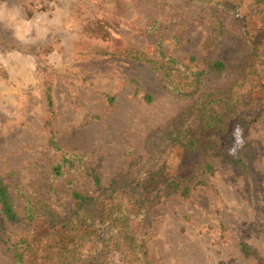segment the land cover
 <instances>
[{"label":"rangeland","instance_id":"374dc122","mask_svg":"<svg viewBox=\"0 0 264 264\" xmlns=\"http://www.w3.org/2000/svg\"><path fill=\"white\" fill-rule=\"evenodd\" d=\"M185 1H0V71L6 75L0 74L3 181L36 188L55 157L45 149V80L51 81L61 146L91 154L105 180L127 165L129 151L143 150L148 132L164 127L188 107L192 101L166 93L163 79L147 66L97 57L106 45L82 36L80 27L84 19H104L112 24L114 37L131 47L152 55L158 48L183 63L194 59L200 64L207 55V32L198 23L182 27L174 7ZM222 16L228 32L237 33L231 16ZM235 52V44L227 42L214 55L226 64L224 81L233 78ZM222 110H243L245 120L253 124L242 130L237 121L230 123L231 145L212 179V193L196 194L192 204L169 200L145 220L154 234V255L164 264H264V82L241 101L207 107L211 113ZM245 143L255 147V171L263 175L256 191L247 188L239 174V151ZM15 199L21 214L22 202ZM222 226L228 229L224 240ZM14 229L31 231L33 226ZM241 242L260 259L244 257ZM0 264H10L1 247Z\"/></svg>","mask_w":264,"mask_h":264},{"label":"trees","instance_id":"16d2710c","mask_svg":"<svg viewBox=\"0 0 264 264\" xmlns=\"http://www.w3.org/2000/svg\"><path fill=\"white\" fill-rule=\"evenodd\" d=\"M174 10L182 27L198 23L207 32V55L200 64L194 59L183 63L158 48L152 55L131 47L114 37L104 19L82 20V36L106 45L97 57L147 66L163 79L166 93L192 103L164 127L148 132L140 153L131 147L127 165L105 180L91 154L61 146L51 81L45 80V149L55 157L36 188L11 186L0 177V247L10 264H164L154 255V234L145 220L169 200L192 204L196 194L213 192L212 179L232 141L230 123L237 121L246 130L253 122L245 120L243 110L211 113L207 107L241 101L263 85L264 0H186ZM224 13L237 33L228 32ZM227 42L235 44L236 52L233 78L224 81L226 64L214 55ZM211 80L216 83L210 85ZM256 157L252 143L241 147L239 174L253 191L263 177L255 171ZM15 196L22 202L21 214ZM55 199L61 204L56 206ZM21 225L33 230L14 229ZM227 230L221 227V239ZM239 248L244 257L260 259L246 243Z\"/></svg>","mask_w":264,"mask_h":264},{"label":"clouds","instance_id":"9594fccd","mask_svg":"<svg viewBox=\"0 0 264 264\" xmlns=\"http://www.w3.org/2000/svg\"><path fill=\"white\" fill-rule=\"evenodd\" d=\"M237 131H238V129H237ZM234 135H235V133H234Z\"/></svg>","mask_w":264,"mask_h":264}]
</instances>
